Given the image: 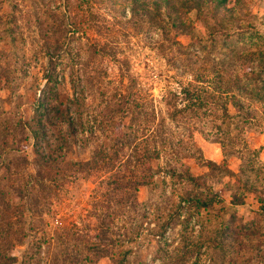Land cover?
Segmentation results:
<instances>
[{
  "label": "rangeland",
  "instance_id": "1",
  "mask_svg": "<svg viewBox=\"0 0 264 264\" xmlns=\"http://www.w3.org/2000/svg\"><path fill=\"white\" fill-rule=\"evenodd\" d=\"M173 1L0 0V264H264V0Z\"/></svg>",
  "mask_w": 264,
  "mask_h": 264
},
{
  "label": "trees",
  "instance_id": "2",
  "mask_svg": "<svg viewBox=\"0 0 264 264\" xmlns=\"http://www.w3.org/2000/svg\"><path fill=\"white\" fill-rule=\"evenodd\" d=\"M177 1H179L180 4H182L183 6H185V8L190 7L191 2H193V1L196 2V5H197L196 7L198 8V2H200V0H177ZM224 1H226V0H217V4L218 3H222ZM165 2L167 3L168 7L171 6L172 8H175V6H176V1H173L172 2V0H165ZM158 7H159V4H156V8H158ZM155 13L157 14V16L158 15L160 16V13L158 11H156ZM170 23L172 24L173 27H176V28H180V27L185 26V25L188 24L185 18H181L179 16L173 17L172 20H170ZM193 96L195 98V95L194 94H193ZM40 107H42V103H41ZM119 142H114L111 145V147H113L115 150H118L120 148V145L119 144H121V145H124L125 144V142H122V141H119ZM148 168H146V169H148ZM146 176L149 177L150 176V172H148V173L145 172L143 175H141L140 178H142V179H136L135 177H133V179H134L133 181H134L135 184H141V183L143 184V183L146 182L145 181V178H144ZM133 184H131V186ZM129 250H130V248L124 249V253L126 254Z\"/></svg>",
  "mask_w": 264,
  "mask_h": 264
}]
</instances>
